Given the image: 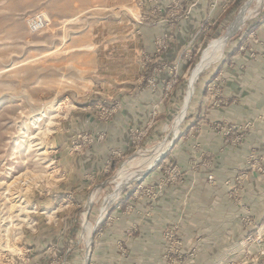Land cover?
<instances>
[{"label":"rangeland","instance_id":"obj_1","mask_svg":"<svg viewBox=\"0 0 264 264\" xmlns=\"http://www.w3.org/2000/svg\"><path fill=\"white\" fill-rule=\"evenodd\" d=\"M246 1L220 32L200 48L186 51L194 54L192 60L173 73L175 61L145 59L138 47L133 52L134 47L128 45L131 24L149 22L134 0H0V264H84L87 254L90 264L99 233L114 222L113 210L148 176L123 188L96 225L102 205L116 186L118 169L123 165L129 171L138 169L136 159L170 135L168 128L183 102L201 51L235 22ZM263 9L264 2L231 34L221 57L197 76L177 138L158 160L168 158L178 142L193 114L199 85ZM38 13L49 18L50 25L33 32L28 19ZM151 73H163V85L150 109V128H139V135L131 132V149L114 162L113 170L92 179L86 172L75 174L71 156L97 143L96 135L82 131L81 115L89 113L101 121L107 113L100 106L111 107L118 93L134 94L146 84L156 88L158 75ZM35 134V142L41 144L29 146ZM132 156L135 159L130 165L126 161ZM170 164L174 165L170 160L166 167ZM67 166L77 175L74 180L65 172ZM79 180L81 184H77ZM85 221L95 227L89 246L83 239ZM259 236L256 241L257 236H245L247 249L226 264H264V247L258 246L264 237ZM165 262L187 264L178 258Z\"/></svg>","mask_w":264,"mask_h":264},{"label":"crops","instance_id":"obj_2","mask_svg":"<svg viewBox=\"0 0 264 264\" xmlns=\"http://www.w3.org/2000/svg\"><path fill=\"white\" fill-rule=\"evenodd\" d=\"M242 1L222 9L212 8V0H134L149 22L131 24L128 45L134 47L133 52L138 47L145 59L175 61L178 72L194 56L186 51L200 48L220 32ZM151 75H158L156 88L146 84L134 94L118 93V106L109 117L100 121L89 113L81 115L82 131L96 135L97 143L71 156L75 174L86 172L92 179L113 170L114 162L131 149V132L150 128V109L163 85V73ZM215 80L217 94L208 90L209 82ZM194 105L184 125L185 135L168 155L182 181L166 183L153 202L145 196L122 199L112 212V226L101 230L93 244L90 264H165L166 241L161 231L172 225L177 226L187 264L234 262L247 249L245 236L264 237V9L199 85ZM225 128H230L229 134ZM239 134L240 141L226 142ZM251 151H256L260 169L252 167ZM64 170L72 179L77 177L71 166ZM240 172L247 177L233 192L230 185ZM208 173L214 175L215 183L207 180ZM155 179L151 174L143 185ZM130 202L133 210L127 209ZM247 214L252 229L243 225L242 217ZM117 241L122 242L126 255H121ZM258 246L264 247V241ZM85 259L88 264L89 258Z\"/></svg>","mask_w":264,"mask_h":264},{"label":"bare ground","instance_id":"obj_3","mask_svg":"<svg viewBox=\"0 0 264 264\" xmlns=\"http://www.w3.org/2000/svg\"><path fill=\"white\" fill-rule=\"evenodd\" d=\"M263 2L264 0H247L246 4L241 8L239 14L237 15L235 22L228 26L225 32L222 33V35L208 43V45L201 51L198 62L193 66L190 72L188 81L189 83L183 102L181 103L177 113L175 114L171 126L168 128L170 135L167 134L168 136L164 137L162 141L158 142L155 146L148 149L147 155L136 159V162L139 166L138 169L129 171L124 167V165L118 169L115 178L116 186L107 201L102 205L98 220L103 219L109 205H111L119 197L123 188L128 186L129 183L133 180L140 179L142 176H144V174L156 163V161H158V159L169 150V148L173 144L174 139H176L179 133L180 125L186 115L189 101L194 92L193 84L197 76L201 73V71L206 69L210 64L214 63L221 57L223 49L227 41L231 37V34L238 30L249 18H251L254 13L262 6ZM35 137L36 134L30 137L29 146H37L41 144L39 141L35 142ZM37 139L40 140L41 136H39ZM134 159L135 156H132L126 162L131 165L134 162ZM83 226V239L85 241V244L89 246L91 233L93 232L95 227L86 221L84 222ZM84 264H86V259Z\"/></svg>","mask_w":264,"mask_h":264},{"label":"built area","instance_id":"obj_4","mask_svg":"<svg viewBox=\"0 0 264 264\" xmlns=\"http://www.w3.org/2000/svg\"><path fill=\"white\" fill-rule=\"evenodd\" d=\"M234 1L235 0H212L211 7L212 8L221 7L222 9H226ZM49 25H50V20L43 13L35 14L28 19V27L33 32L41 31V30L47 28ZM251 36L254 37L253 33H251ZM172 70L173 71H171V72L177 73V64H175L172 67ZM217 84L218 83H216V80L213 82L212 81L209 82L208 90L213 91L214 94H217L216 93ZM117 106H118V104L115 103L111 107L100 106V108L102 110H105L107 113V117H109L116 110ZM217 127L218 126L215 125V128H217ZM229 130H230V128H225L224 133L229 134ZM135 132L137 135L140 134L138 132V130H135ZM184 135H185V132L183 131L179 135V139L181 137H183ZM135 137L133 138V142H135L134 141ZM241 138L242 137L239 134V135H236L234 138L227 139L226 142L235 143V142L240 141ZM113 154L118 155L119 153L117 151H113ZM248 159L252 162V167L260 169V163H259V159L257 158L256 151H251L248 155ZM169 161L170 160L167 158V156H164L161 160L157 161V162H159L158 164L155 163L153 165L154 167H153L152 171L148 174L147 177H149L152 174V175L156 176L155 181L153 183L148 184V185H143V180H145V179L136 183V185L132 191V194H131V200L136 199L139 196L140 197L145 196V197H148V199L151 202H153L158 197V195L162 192L163 186H165L166 183L181 182L182 181V177H180L178 169L176 168L175 165L170 164V167H166V165ZM163 164H165V165L163 166ZM206 177L210 183L216 182L215 177L212 173H208ZM246 177H247L246 172H240L236 175L233 185H230L232 187L233 192H236L240 188V186L242 185V183ZM225 184L229 185L230 182L226 181ZM151 202H150L149 206H151L153 204ZM127 209H129V210L134 209V205L132 202H130L128 204ZM145 212H146V215H149L150 208L146 209ZM101 220L102 219H100L99 223L101 222ZM242 221H243V225L246 228L247 227L249 228L250 226H252V219H251V216L249 214L244 215L242 217ZM161 236H162V239H164V241H166V248L162 254V257L164 259H170L171 262H173V261L176 262L177 258L179 259L180 262H183L184 253L181 249V240L177 236V226L172 225V226L167 227L165 229L162 228ZM254 239L260 240V236L258 235ZM117 245L120 249L121 255L122 256L126 255L127 252L123 248L122 242L117 241ZM190 254H193V252H191Z\"/></svg>","mask_w":264,"mask_h":264},{"label":"water","instance_id":"obj_5","mask_svg":"<svg viewBox=\"0 0 264 264\" xmlns=\"http://www.w3.org/2000/svg\"><path fill=\"white\" fill-rule=\"evenodd\" d=\"M240 9H241V8H240ZM176 138H177V137H176ZM173 143H174V141H173ZM152 167H153V166H152ZM152 167H151V168H152ZM151 168H150V169H151ZM150 169L144 174V176H146V175H148V174L150 173ZM144 176H142V177H144ZM142 177H141V178H142ZM99 221H100V220H97V221H96V225L99 223ZM87 257H88V254H87ZM86 264H87V262H86Z\"/></svg>","mask_w":264,"mask_h":264},{"label":"trees","instance_id":"obj_6","mask_svg":"<svg viewBox=\"0 0 264 264\" xmlns=\"http://www.w3.org/2000/svg\"><path fill=\"white\" fill-rule=\"evenodd\" d=\"M238 6H240V3H239V5Z\"/></svg>","mask_w":264,"mask_h":264}]
</instances>
